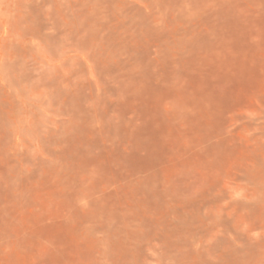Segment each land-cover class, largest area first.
<instances>
[{"label":"rangeland","instance_id":"1","mask_svg":"<svg viewBox=\"0 0 264 264\" xmlns=\"http://www.w3.org/2000/svg\"><path fill=\"white\" fill-rule=\"evenodd\" d=\"M0 264H264V0H0Z\"/></svg>","mask_w":264,"mask_h":264}]
</instances>
